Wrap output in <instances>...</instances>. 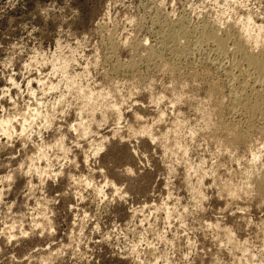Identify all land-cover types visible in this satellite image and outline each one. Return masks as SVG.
Here are the masks:
<instances>
[{"label": "rangeland", "instance_id": "374dc122", "mask_svg": "<svg viewBox=\"0 0 264 264\" xmlns=\"http://www.w3.org/2000/svg\"><path fill=\"white\" fill-rule=\"evenodd\" d=\"M203 32L264 60V0H0V264H264V119Z\"/></svg>", "mask_w": 264, "mask_h": 264}, {"label": "bare ground", "instance_id": "6f19581e", "mask_svg": "<svg viewBox=\"0 0 264 264\" xmlns=\"http://www.w3.org/2000/svg\"><path fill=\"white\" fill-rule=\"evenodd\" d=\"M250 19L246 21V26L244 28H247V25H249ZM174 25V24H173ZM237 25V24H235ZM233 25V26H235ZM199 27V26H198ZM204 27V25H203ZM180 28V27H179ZM205 28V27H204ZM222 28V27H221ZM243 28V31L245 30ZM182 29V28H181ZM184 29V28H183ZM179 30V29H178ZM185 30V29H184ZM204 30V29H203ZM206 30V29H205ZM204 30V31H205ZM210 30V28H209ZM247 30V29H246ZM212 31V30H211ZM219 30H217L218 32ZM242 31V32H243ZM198 32V31H197ZM202 32V31H201ZM220 32V31H219ZM241 32V31H240ZM163 33V32H162ZM199 35L197 37V40L195 41L196 44H198L199 48L206 44L211 45V49L209 52H206V55H208V58L213 60L214 62H211V65L214 63L218 65L219 70L222 72L223 76L226 77V81L228 82L229 92L227 95V106H225V109L228 114L236 115L238 113V110L244 109L246 111L247 116H243V119L247 120V123H252V119L256 117H263L264 119V89L262 86L264 83V60L262 59L261 55L254 51L252 48L246 47L244 41H238L230 39V35H226V37L219 36L216 32H212L209 34ZM238 33V32H237ZM199 34V33H198ZM222 34V33H221ZM226 34V33H225ZM250 34V32H249ZM179 36V34H177ZM175 35V36H177ZM245 35V34H244ZM174 36V37H175ZM182 36V35H181ZM241 36V35H240ZM257 36V35H256ZM186 37V36H185ZM232 37V36H231ZM248 37V36H247ZM178 38V37H177ZM175 38L176 40H178ZM244 38V37H243ZM251 38V37H250ZM253 38V37H252ZM174 39V40H175ZM256 39V38H255ZM175 40V41H176ZM232 40V41H231ZM245 40V39H244ZM252 40V39H251ZM259 40V38H258ZM183 41V40H182ZM190 41V40H189ZM263 41V40H262ZM161 42V41H160ZM193 42V41H192ZM205 42V43H203ZM250 42V41H249ZM258 43V41H256ZM203 43V44H202ZM248 43V42H247ZM255 44V43H254ZM260 44V43H259ZM175 45V44H174ZM204 47V46H203ZM255 47V46H254ZM197 48V47H196ZM201 49V48H200ZM255 49V48H254ZM205 51V50H204ZM262 51V50H261ZM165 52V51H164ZM163 53V52H162ZM177 53V52H176ZM196 53V52H195ZM199 53V52H197ZM208 53V54H207ZM261 53V52H260ZM158 56V55H157ZM183 57V56H182ZM187 57V56H186ZM157 58V57H156ZM201 58V57H200ZM207 58V60H208ZM134 59V58H133ZM168 59V58H167ZM170 59V58H169ZM209 59V60H210ZM200 60V59H199ZM195 63V62H193ZM134 64V63H133ZM134 66V65H132ZM168 66V65H167ZM175 66V65H174ZM135 67V66H134ZM192 67V66H191ZM196 67V66H195ZM126 68V67H125ZM124 68V69H125ZM130 69V66L128 67ZM189 68V67H188ZM117 69V68H116ZM127 69V68H126ZM133 70V68H131ZM118 70V69H117ZM123 70V69H122ZM175 70V69H173ZM142 71V70H141ZM201 71V70H200ZM127 72V71H126ZM139 73V72H138ZM123 75V74H122ZM127 75V74H126ZM130 75V74H129ZM174 77V76H173ZM224 79V78H223ZM242 79V82H239L238 80ZM223 84V83H222ZM216 86V85H215ZM100 96V95H99ZM175 96V95H174ZM105 97V96H104ZM111 97V96H110ZM107 98V97H106ZM177 98V97H176ZM226 99V98H225ZM91 100H88L86 103L89 106H92L93 108V102L91 103ZM97 100V99H96ZM222 101V100H221ZM225 100H223L224 102ZM108 103V102H107ZM221 104V103H220ZM222 106V105H221ZM215 109V108H214ZM220 110V109H219ZM224 111V110H223ZM241 111V110H240ZM215 112V111H214ZM244 112V111H243ZM217 113V112H216ZM224 114V113H223ZM227 114V115H228ZM239 114H242L241 112ZM244 114V113H243ZM230 115V116H231ZM245 115V114H244ZM216 116V115H215ZM214 116V117H215ZM226 116V115H225ZM238 116V115H237ZM213 117V116H212ZM218 117V116H217ZM258 117V118H259ZM230 118V117H229ZM239 118V116H238ZM256 118V119H258ZM260 118V119H261ZM237 119V118H236ZM240 120V119H239ZM225 121V120H224ZM264 121V120H263ZM239 122V121H238ZM231 123V122H230ZM240 123V122H239ZM250 123V124H251ZM241 124V123H240ZM244 124V123H243ZM212 125V124H211ZM249 124H247L248 126ZM206 126V125H205ZM249 127V126H248ZM252 128V127H251ZM262 128V127H261ZM248 129V128H247ZM236 130V129H235ZM208 131V130H207ZM221 131V130H220ZM85 130H83V133ZM233 132V131H231ZM255 132V131H254ZM262 132V131H261ZM227 133V132H226ZM225 133V134H226ZM236 133V134H235ZM233 132V139L237 141L239 139L238 137L241 135H238V132ZM238 133V134H237ZM144 134V133H143ZM222 134V133H221ZM248 135V134H247ZM249 136V135H248ZM251 137V136H250ZM257 137V136H256ZM263 137V136H262ZM224 138V137H223ZM226 138V137H225ZM233 140V141H234ZM242 140V139H241ZM228 141V140H227ZM256 141V140H255ZM235 143V142H234ZM227 145V144H226ZM219 146V145H218ZM224 147V146H223ZM250 148V147H249ZM231 149V148H230ZM228 150V149H227ZM257 164V163H256ZM249 166V165H248ZM250 167V166H249ZM251 169V167H250ZM261 169V167H260ZM254 171V169H252ZM251 170V171H252ZM247 172L246 177H249L253 172ZM231 172V171H230ZM246 172V171H245ZM263 172V171H262ZM129 173V172H128ZM127 173V174H128ZM240 173V172H239ZM258 173V171H257ZM256 173V174H257ZM231 174V173H230ZM229 174V176H226L227 178L224 179H218L217 182V188L220 194L223 196V198L227 199H237L238 197L242 196L245 189L243 187L242 183L239 182H232L233 177ZM234 174V173H233ZM237 174V173H236ZM243 175V174H242ZM241 175V176H242ZM238 176V175H237ZM236 176V177H237ZM214 177V176H213ZM258 177V176H256ZM242 178V177H241ZM250 179V178H249ZM259 179V178H258ZM239 180V179H238ZM260 181L262 179H259ZM258 180V181H259ZM242 181V179H241ZM254 181H256L254 179ZM257 181V183H258ZM213 182V181H212ZM250 181H248L249 183ZM246 183V181H245ZM247 183V184H248ZM252 183V182H251ZM263 184V182H260L258 184ZM245 185V184H244ZM257 185V184H256ZM248 186V185H247ZM251 186V185H250ZM258 186V185H257ZM263 187V186H262ZM216 188V189H217ZM246 188V187H245ZM264 189V188H263ZM257 190V189H256ZM220 195V196H221ZM245 198V197H244ZM243 198V199H244ZM235 199V200H236ZM226 200V199H225ZM229 201V200H228ZM227 201V202H228ZM245 201V200H244ZM219 226V225H218ZM220 227V226H219ZM213 228V227H212ZM225 230V228H223ZM221 230V228H220ZM227 233V232H226Z\"/></svg>", "mask_w": 264, "mask_h": 264}]
</instances>
